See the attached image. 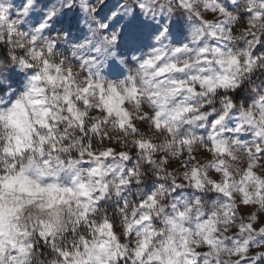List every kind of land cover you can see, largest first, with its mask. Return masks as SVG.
Here are the masks:
<instances>
[{
	"label": "clouds",
	"instance_id": "9594fccd",
	"mask_svg": "<svg viewBox=\"0 0 264 264\" xmlns=\"http://www.w3.org/2000/svg\"><path fill=\"white\" fill-rule=\"evenodd\" d=\"M0 264H264V0H0Z\"/></svg>",
	"mask_w": 264,
	"mask_h": 264
}]
</instances>
